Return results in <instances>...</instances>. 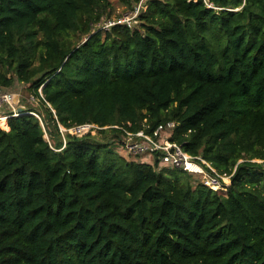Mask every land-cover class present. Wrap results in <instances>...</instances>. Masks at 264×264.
<instances>
[{
    "label": "trees",
    "instance_id": "1",
    "mask_svg": "<svg viewBox=\"0 0 264 264\" xmlns=\"http://www.w3.org/2000/svg\"><path fill=\"white\" fill-rule=\"evenodd\" d=\"M144 4L0 0V89L43 110L0 120V264H264V0ZM169 121L224 189L115 152Z\"/></svg>",
    "mask_w": 264,
    "mask_h": 264
},
{
    "label": "built area",
    "instance_id": "2",
    "mask_svg": "<svg viewBox=\"0 0 264 264\" xmlns=\"http://www.w3.org/2000/svg\"><path fill=\"white\" fill-rule=\"evenodd\" d=\"M145 5L143 0H140L132 11L121 15L119 18L108 19L100 24L98 28L102 31H107L115 25H124L132 28L136 23L141 11H144ZM12 97L8 93L0 91V103L10 104ZM22 109H15L12 116H17ZM38 118L34 113H29ZM7 118V117H6ZM177 123L166 122L159 124L152 132L147 133L145 130L137 132H130L121 127H115L122 132L121 140L116 151L120 155L127 156L131 159L137 157H150V164L155 165L157 160V169L168 168L183 171L186 174L198 176L203 184L212 189H224L223 185H228L230 176L220 175L212 167L210 163L202 159L200 156H191L184 151L179 144L171 142L169 138L174 132ZM97 129L94 125H81L73 127L68 130L71 134L82 136L89 131ZM255 162L264 165L263 160H256Z\"/></svg>",
    "mask_w": 264,
    "mask_h": 264
},
{
    "label": "rangeland",
    "instance_id": "3",
    "mask_svg": "<svg viewBox=\"0 0 264 264\" xmlns=\"http://www.w3.org/2000/svg\"><path fill=\"white\" fill-rule=\"evenodd\" d=\"M109 2L111 3V11H112L111 17H113V18L119 17L120 15H124L130 11V8L119 4L118 0H109ZM145 2H146V0H143V4ZM144 9H146V8H144ZM0 91H1V94L3 92L4 93L6 92V93L10 94L12 97L10 104L0 103V120H3L6 118V116L4 117V114H8L10 112H13L15 109L16 110L17 109H23V110L34 109L39 113H43V110L39 106V103H40L39 100L28 90L27 85L15 81L11 88L0 89ZM27 113L29 114V112H27ZM0 128L3 130H8L7 121L4 125V127H2L1 122H0ZM59 128H60V131L64 135L66 130H64L62 127H59ZM91 133H92V135H96L97 132L95 129H93L91 131ZM44 138L46 141H49L47 134L44 135ZM115 152H116V150H115ZM133 159H136L137 161L144 162V163L150 162V160H151V158L147 157V156L146 157H137V158H133ZM130 160H132V159H130ZM190 177H191L190 182H191L193 187H195L197 184H203V182H201L202 179L200 177L193 176V175H191Z\"/></svg>",
    "mask_w": 264,
    "mask_h": 264
},
{
    "label": "water",
    "instance_id": "4",
    "mask_svg": "<svg viewBox=\"0 0 264 264\" xmlns=\"http://www.w3.org/2000/svg\"><path fill=\"white\" fill-rule=\"evenodd\" d=\"M20 112V111H19Z\"/></svg>",
    "mask_w": 264,
    "mask_h": 264
}]
</instances>
